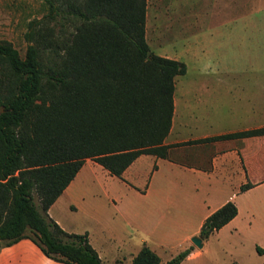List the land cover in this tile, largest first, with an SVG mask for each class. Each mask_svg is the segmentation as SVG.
Returning <instances> with one entry per match:
<instances>
[{"label":"trees","instance_id":"1","mask_svg":"<svg viewBox=\"0 0 264 264\" xmlns=\"http://www.w3.org/2000/svg\"><path fill=\"white\" fill-rule=\"evenodd\" d=\"M41 4L44 12L23 32V55L0 40V247L25 237L53 260L103 264L86 232L66 231L47 208L85 158L120 176L141 153L166 156L174 77L186 66L149 49L145 0ZM259 133L264 126L189 142ZM235 213L231 200L223 202L197 235L207 237ZM191 248L164 264H178ZM129 264H159V256L142 243Z\"/></svg>","mask_w":264,"mask_h":264},{"label":"crops","instance_id":"2","mask_svg":"<svg viewBox=\"0 0 264 264\" xmlns=\"http://www.w3.org/2000/svg\"><path fill=\"white\" fill-rule=\"evenodd\" d=\"M145 31L144 26L146 40ZM202 65L198 75L179 89L174 81L171 122L163 138L169 145L165 157L141 153L123 169L121 178L85 158L47 208V214L63 229L56 213L59 204L84 209L85 216L98 224L93 238L91 230L86 235L103 264H129L142 243L159 256V264L192 245L178 264L188 262L201 252L190 237L227 200L235 204V215L208 235L225 237L230 262L264 264V133L189 142L264 126V87L211 84L206 76L215 69ZM235 100L239 109L232 107ZM220 105L226 110H218ZM143 169L148 171L146 179ZM245 182L250 186L240 189ZM92 183L102 194L96 201L87 195ZM124 190L127 197L120 194ZM108 207L114 214L108 213ZM201 239L202 247L206 238ZM167 250L168 256L161 260L160 254ZM0 264L66 263L47 257L23 237L0 247Z\"/></svg>","mask_w":264,"mask_h":264},{"label":"rangeland","instance_id":"3","mask_svg":"<svg viewBox=\"0 0 264 264\" xmlns=\"http://www.w3.org/2000/svg\"><path fill=\"white\" fill-rule=\"evenodd\" d=\"M43 12L41 0H0V38L9 40L23 55L26 24ZM144 26L150 50L184 62V73L174 77L177 89L193 80L202 64L215 69L206 76L211 84L264 87V0H145ZM196 48L200 50L195 54ZM262 106L264 109V100ZM232 107L239 109L238 100ZM144 173L146 179L148 171ZM89 178L95 181L94 176ZM93 185L87 195L96 201L102 194ZM120 194L128 196L126 190ZM107 211L114 214L111 207ZM56 213L67 231L91 230L93 238L98 230V224L85 216L84 209H73L62 202ZM120 224L125 226L122 221ZM131 237H135L133 233ZM216 237H205L200 254L184 264H229L227 241ZM167 252L160 254L161 260Z\"/></svg>","mask_w":264,"mask_h":264},{"label":"water","instance_id":"4","mask_svg":"<svg viewBox=\"0 0 264 264\" xmlns=\"http://www.w3.org/2000/svg\"><path fill=\"white\" fill-rule=\"evenodd\" d=\"M190 240H191V242H192L195 246H197V247H201V245H202V239H201L200 236H198V235H192V236L190 237Z\"/></svg>","mask_w":264,"mask_h":264}]
</instances>
